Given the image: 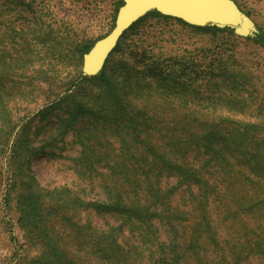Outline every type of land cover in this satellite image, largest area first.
<instances>
[{
	"label": "rangeland",
	"instance_id": "obj_1",
	"mask_svg": "<svg viewBox=\"0 0 264 264\" xmlns=\"http://www.w3.org/2000/svg\"><path fill=\"white\" fill-rule=\"evenodd\" d=\"M230 1L89 80L120 0H0V264H264V0Z\"/></svg>",
	"mask_w": 264,
	"mask_h": 264
},
{
	"label": "water",
	"instance_id": "obj_2",
	"mask_svg": "<svg viewBox=\"0 0 264 264\" xmlns=\"http://www.w3.org/2000/svg\"><path fill=\"white\" fill-rule=\"evenodd\" d=\"M151 11L196 27L211 25L245 31L248 26L240 9L230 0H122L112 30L83 55L82 75H97L123 32Z\"/></svg>",
	"mask_w": 264,
	"mask_h": 264
},
{
	"label": "trees",
	"instance_id": "obj_3",
	"mask_svg": "<svg viewBox=\"0 0 264 264\" xmlns=\"http://www.w3.org/2000/svg\"><path fill=\"white\" fill-rule=\"evenodd\" d=\"M120 6H122V1H121V0H120V2H119V6H118V8H119ZM118 8H117V9H118ZM149 16H152V17H154V18H158V19H162V20H165V21H175V22L178 23L179 25H182V26H184V27H188V28H190V29H198V30H200V29L208 28V26H205V27L191 26V25H188V24L182 22L181 20L174 19V18L167 17V16H162L161 14L157 13L156 11H151V12L147 13L146 15H144L142 18L138 19V20H137L135 23H133V24H132V25H131L126 31H128V30L131 29L135 24L139 23V22L142 21L144 18L149 17ZM126 31L123 32V34L121 35V37L125 34ZM121 37H120V38H121ZM120 38H119V39H120ZM118 42H119V40H118ZM118 42H117L115 48L111 51V53H113V52L116 51L117 46H118ZM92 46H93V45H92ZM92 46H90V47L85 51L84 54H86ZM111 53H110V54H111ZM84 54H83V55H84ZM110 54L108 55V57L110 56ZM108 57H107V58H108ZM106 63H107V59H106L104 65H103L101 71H100L97 75H95V76L88 77L89 80H95V79H99V78H101V77L103 76V72H104V69H105ZM85 78H86V77H85ZM82 80H84V77L82 78Z\"/></svg>",
	"mask_w": 264,
	"mask_h": 264
}]
</instances>
